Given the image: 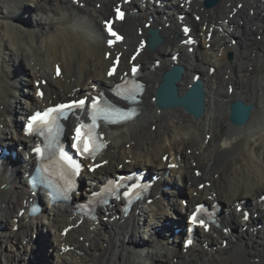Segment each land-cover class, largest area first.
Segmentation results:
<instances>
[{
  "label": "bare ground",
  "instance_id": "bare-ground-1",
  "mask_svg": "<svg viewBox=\"0 0 264 264\" xmlns=\"http://www.w3.org/2000/svg\"><path fill=\"white\" fill-rule=\"evenodd\" d=\"M140 1H133L128 10ZM148 1L140 5L136 18L119 25L125 41L109 49L101 22L110 16L116 0L76 4L70 0H0V24L9 25L7 35L0 31V146L12 151L27 147L30 140L19 130L30 112L95 85L101 91L117 81L128 71L134 49L148 37L144 24L151 22L163 43L152 51L145 48L136 59L147 85L144 107L135 122L102 129L107 145L95 163H107L93 174L84 172L86 183L80 193L100 190L104 175L132 169L159 173L156 185L170 188L162 197L154 190L149 201L134 205L127 217L116 203L103 210L97 222H80L72 206L61 204L46 206L40 215L28 218L26 210L22 214L21 210L33 196L24 175L34 162L30 157L20 163L26 154L22 157L17 152L11 174L5 176L2 169L0 175V264H30L37 259L48 264L49 258L53 264H264V204L257 201L264 192V74L260 73L264 0H220L209 9L203 0H154L159 5ZM181 2H185L184 9L179 7ZM179 12L186 14L185 20L201 39L191 53L181 45ZM31 14L32 20L27 16ZM96 36L98 42H94ZM41 43L53 63L34 47ZM227 53H232V60ZM118 56L119 71L109 78L111 60ZM174 63L184 68L177 83L181 95L192 78L200 75L205 106L199 118L180 107L155 104L161 75ZM57 66L62 72L59 77L55 76ZM37 81L43 82L39 85L43 99L36 96ZM237 100L253 105L250 119L242 126L229 122L230 105ZM257 115L260 121L252 125ZM234 130L248 133H229ZM219 131L221 140L210 145ZM241 139L244 145L236 153L238 161L229 153ZM169 164L175 168L166 177ZM200 184L206 186L201 189ZM237 200L245 201L249 222L232 209ZM200 202H218L229 224L209 233L198 232L199 244L184 251L182 214ZM174 225L181 229L177 234ZM66 228L70 231L63 236ZM44 230L49 235L46 241L41 237ZM154 234H162L161 241L153 240Z\"/></svg>",
  "mask_w": 264,
  "mask_h": 264
},
{
  "label": "snow or ice",
  "instance_id": "snow-or-ice-1",
  "mask_svg": "<svg viewBox=\"0 0 264 264\" xmlns=\"http://www.w3.org/2000/svg\"><path fill=\"white\" fill-rule=\"evenodd\" d=\"M116 20H122L124 18V12L120 8L115 9ZM104 31L107 33L106 44L109 49L114 47L118 42L122 41L123 37L118 33L114 28V21L105 20L104 21ZM231 31V29H229ZM184 32L187 34L189 32L188 28L184 29ZM191 43V41H187ZM141 48L143 46H140ZM106 58H110V54L106 55ZM136 56L132 57V60H136ZM121 58L115 57L111 60V67H109L107 71V76L109 78H113L117 75L119 71V64ZM210 71H214V69H210ZM131 75L134 77L138 72V68L136 66H132L130 69ZM62 74L59 66L56 68V76L59 77ZM127 75V73L125 74ZM123 83L117 84L116 88H123L124 93L126 95L123 97L124 99H130L135 101L137 99V95L139 92L143 90V85L134 81L124 79L121 77ZM43 83L42 81H37L36 84V96L40 99L44 98V92L40 89L39 85ZM102 94L97 95H84L79 99H74L66 102L55 103L52 106L46 107L43 111H36L32 115L27 118V122L24 125V134L25 136H30L33 132L39 131L40 135H43V131L41 129L46 130L50 135H55L59 132L61 125L59 124V120H68L70 116H75L79 121L74 129L73 134L71 136V146L75 151L76 155L82 157L83 159H92L95 161V157L98 152H100L103 148L106 147L104 144L103 136L98 131L100 127L99 121H105L110 124H115L123 121H130L134 119L137 115L135 109L125 110L122 108H117L108 104H103L100 96ZM117 96H121V92H116ZM81 113H86L87 122L80 115ZM115 117V119H114ZM33 153L36 155L42 154V149L37 146L32 149ZM60 159L65 161L67 165L71 168L74 175H79L80 169L82 167L81 163L75 161L71 156H69L63 148L59 150ZM167 160V157H164ZM107 161H103L101 163H95L88 165L87 170L90 172H95L100 167H103ZM169 167H174V165H169ZM197 176L201 175V172L197 171L195 173ZM126 179H132L131 176L121 177L118 176L115 179V187L119 188L122 182ZM206 185L200 184L199 187L203 189ZM132 188L138 187V185L133 184ZM72 188L71 180L66 181L65 192L68 189ZM130 191H125L123 195L128 197L130 195ZM95 195V194H93ZM203 205H197L195 211L189 217V223L193 226H199L203 228L206 232L209 231V225L205 222L204 219H201L198 215L203 210ZM238 211L240 209H237ZM35 211V209H33ZM244 219L247 220V214L244 215ZM70 229H64V234H67ZM225 231H227L225 229ZM192 242L186 241V246H189Z\"/></svg>",
  "mask_w": 264,
  "mask_h": 264
},
{
  "label": "water",
  "instance_id": "water-1",
  "mask_svg": "<svg viewBox=\"0 0 264 264\" xmlns=\"http://www.w3.org/2000/svg\"><path fill=\"white\" fill-rule=\"evenodd\" d=\"M217 0H208L206 6H213ZM148 48L154 50L161 44L158 33L155 30H149ZM232 55L229 54V59ZM183 73L182 67H174L163 74V83L156 91V100L159 108L172 109L175 107L183 108L187 114L199 118L204 113L205 93L201 82L192 85L186 90L183 97H179L177 83ZM253 105L246 104L237 100L231 103L229 108V122L234 126H242L248 122L252 113Z\"/></svg>",
  "mask_w": 264,
  "mask_h": 264
},
{
  "label": "rangeland",
  "instance_id": "rangeland-1",
  "mask_svg": "<svg viewBox=\"0 0 264 264\" xmlns=\"http://www.w3.org/2000/svg\"><path fill=\"white\" fill-rule=\"evenodd\" d=\"M32 15V14H31ZM29 16V15H27L28 17H29V19L30 20H32V18L34 17V15H32V16ZM20 68H21V66H20ZM260 73H262V74H264V66H263V68L261 69V71H260ZM257 121H260V117H259V115H257L256 117H255V120L252 122V125L254 124V123H256ZM224 127V126H223ZM223 127L220 129L221 130V132H223ZM251 130H253L254 128H252V126H248ZM230 134L231 133H235V134H238V133H244L245 135L248 133L246 130H234V131H232V132H229ZM221 133H220V131L219 132H216V134L213 136V139L210 141V145H212L213 143H217V141L218 140H221ZM252 144H255V143H253L252 142ZM244 145V140L243 139H241L239 142H238V146L236 147V148H234L233 149V151H231L230 153H229V157L230 158H234L235 160H238L239 161V157H237V152L241 149V147L240 146H243ZM240 147V148H239ZM254 147H257V144H255L254 145ZM168 215H170V212L168 213ZM139 235V234H138ZM141 235V234H140ZM41 237L42 238H44L45 239V241L49 238V235L47 234V231H42L41 232ZM141 237H142V235H141ZM49 249L50 248H47V247H45L44 248V251L45 252H49ZM52 259L51 258H49L48 260H46L47 261V263L48 264H53V261H51ZM42 264V263H40L39 262V260L37 259L36 261H30V264ZM3 264V263H2ZM9 264H14V263H12V262H10Z\"/></svg>",
  "mask_w": 264,
  "mask_h": 264
},
{
  "label": "clouds",
  "instance_id": "clouds-1",
  "mask_svg": "<svg viewBox=\"0 0 264 264\" xmlns=\"http://www.w3.org/2000/svg\"><path fill=\"white\" fill-rule=\"evenodd\" d=\"M9 28V25L8 24H0V31H2L5 35H7V29ZM99 41V38L98 36L94 37V42H98ZM34 47L37 49V51L39 53H42L44 54L45 56V59L49 62V63H53L54 62V58L52 56H49L46 49H45V46H44V43H41L39 45H34Z\"/></svg>",
  "mask_w": 264,
  "mask_h": 264
}]
</instances>
